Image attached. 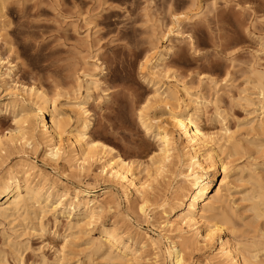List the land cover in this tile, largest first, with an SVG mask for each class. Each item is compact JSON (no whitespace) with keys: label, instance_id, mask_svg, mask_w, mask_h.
Masks as SVG:
<instances>
[{"label":"rangeland","instance_id":"rangeland-1","mask_svg":"<svg viewBox=\"0 0 264 264\" xmlns=\"http://www.w3.org/2000/svg\"><path fill=\"white\" fill-rule=\"evenodd\" d=\"M0 6V83L6 79L8 86L13 85L10 87L44 91L56 100L69 132L78 118L74 106L87 101L91 140L97 146H110L115 156L129 163L132 173L148 186L152 201L148 217H142L134 208L135 196L115 184L104 170V162L113 157L105 154V160L99 149L82 164L64 135L60 141L64 154L54 163L45 157L43 143H32L6 156L0 162V175L15 171L19 161L33 165L31 180L40 181L45 191L53 194L50 215L43 220L44 230L38 227L40 220L0 218V264H107L87 249V242L114 226L125 241L136 240L138 249L144 237L160 240L163 251L168 246L166 238L181 241L176 226L166 228L160 205L175 196L183 184L179 173L186 169L172 165L160 173L151 166L158 144L142 129L137 114L144 106V113L156 124L169 126L171 114L180 113L189 100L198 97L202 100L196 115L198 125L218 142L213 140L204 150L209 156L212 195L220 186L222 191L215 214L224 208L231 215L232 223L226 225L222 238L231 243L238 258L258 253L256 243L264 244V218L257 219L248 196L259 190L264 196V130L248 127L249 121L259 120L261 111L256 110V99L249 106L245 98H256L255 83H264V76L257 74L258 70L264 72V0H4ZM13 31L16 36L11 35ZM17 37L22 43H17ZM146 55L152 61L148 59V72L156 62L168 76L161 81V92L166 88L176 91L178 103L153 100V83L141 67ZM10 69L11 77H6ZM12 93L24 97L0 84V128L5 133L17 132L4 107ZM27 107L34 110L31 104ZM194 107H188L190 115ZM261 119L256 124L264 126ZM226 127L240 144L236 152L222 146ZM175 142L183 154L185 139L175 133ZM218 161L228 162L227 177H223ZM77 186L96 191L92 199L104 198L105 205L95 224L86 228L87 236L78 238L65 231L67 218L60 215L65 209H53L54 202L64 199L60 198L62 190ZM72 199L71 193L64 206ZM3 202L0 200V205ZM180 214L170 220L177 222ZM213 214L208 215L210 222L201 224L202 235L208 233V227L224 222L225 218L214 219ZM77 219L84 216L76 214L73 221ZM191 234L188 231L185 237L192 239ZM199 240L185 250L186 264H222L215 256L218 243L210 248ZM263 249L258 250L260 260H264ZM155 254L147 246L128 264H171Z\"/></svg>","mask_w":264,"mask_h":264},{"label":"bare ground","instance_id":"bare-ground-1","mask_svg":"<svg viewBox=\"0 0 264 264\" xmlns=\"http://www.w3.org/2000/svg\"><path fill=\"white\" fill-rule=\"evenodd\" d=\"M148 59L151 61L150 56L146 55L141 67L144 68L143 73L148 75L151 83H153V100L157 102L159 101L161 103H178L179 98L176 91L166 88L165 91L161 92L163 86L161 81L168 76L165 77V72L159 68L156 62L154 64L151 63L148 72V63H150ZM163 60L164 59L161 58L159 61L162 62ZM12 72V69L8 70L5 74L6 77H11ZM256 72L254 73L255 75ZM257 74H259V77L262 76V78L264 76V72L262 74L261 71L259 72V70ZM256 78L258 79V77ZM261 81L259 84L257 83V85L255 83L254 89L258 92L257 97L252 98L251 95V97H246L245 100L249 106L254 104L253 101L255 99L258 101L259 107L257 109L256 106V110L261 111H258L260 113L258 116L259 120L262 116L261 121L264 123V83H261ZM2 83L6 84L7 90L10 89L12 91L14 90L15 92H21L24 97L19 99L18 96L15 95L16 93H12L13 96L11 95V100L4 104L6 112H9L13 117L17 132L5 133L0 128V162L13 151L24 149L26 147L29 148L32 143L35 144L36 142H41L45 145V157L51 159L54 161V163H57L59 158L64 154L63 152L61 153L60 141L64 135H67L69 137L68 139H70V141H68L71 143V150H76L71 152L77 153L74 156L76 158L78 157V159L81 160V163L83 162L85 164L86 160L92 158L95 152L97 153L98 149L103 158L105 154H107L108 158L113 157V159H109V161L104 162V170L107 171L108 177L113 182H115V184L121 185L123 189H125L127 192H130V195L133 194L135 196V201L133 202V205L135 206L134 208L137 209L138 213L142 217H148V205L152 201L149 196V188L146 186V183H142L132 173L131 165L129 163H127L120 156H115L113 154L114 149H112L110 146L104 145L103 143H101L100 146H97L98 143L92 141L93 139L90 138L89 130L92 126V121L90 115L91 112L86 107L87 101L80 102L74 106L78 118L76 120L75 128L69 132L67 129L68 124L61 114L62 112L60 113L57 110L55 99L52 97L50 98L44 91L41 90H35L33 88L26 89L24 87L19 89V87L16 85L14 87H10L13 85L8 86L6 79H1L0 84ZM183 91L184 94L190 98L187 91ZM199 99L200 98L198 97L196 100L194 99L195 101L189 100V104L186 105V107L184 106V110H182L180 113L174 112L171 114V123L169 125L171 128L167 124L162 126L156 124L152 118L145 114L146 111H144V106V109L140 106L141 109L137 114L142 129L148 135H151L158 144L157 151L153 152V162L151 166H154L155 170L160 173L166 171V169L172 165L186 169L185 172L179 173V177H181L183 184L177 187L175 196L170 199H165L160 205L162 214L166 219V228L176 226L178 233L177 238L181 241L174 242L173 240H170V238H166L165 240L168 242V246L163 251L160 240L153 239L152 237H144L145 242H142L141 247L138 249L136 240L128 239L125 241V236L117 234L116 226H114L109 230L102 231L101 235L97 239L90 241L88 240L87 242L89 247L87 249H90L91 253L94 255L102 256L107 261V264H128L130 261H135L137 258H139L141 251L146 249L147 246L153 248V250L156 252L155 255L157 258H163L165 261L170 262L171 264H186L185 250L190 245H192V243H198L200 241L199 239H203L207 245H210V248L214 244L218 243V252L215 256L221 261L222 264H264V260H260L258 256V250L263 249L264 247L263 243H256V253L258 252L256 255L251 254L249 256L238 258V254H236V251L234 250L235 248L233 249V247L230 245L231 243L222 238L226 230L225 227H227L226 225L232 223L229 218L231 215L229 211V214L226 212V209L225 211L223 210V206V209L221 208L222 211L219 210L215 214L216 208L214 207L215 204L219 202L218 199L222 191L220 186L216 190L215 194L212 195L211 185L208 177L209 171L207 159H209V156L207 158L208 154H206L204 150L209 144L213 142L214 139L203 133L200 126L198 125L196 115L200 113L202 107V100ZM28 104L34 106L33 111L27 107ZM190 104L195 106L193 109L194 113L191 115L188 111ZM175 108L177 110L179 109V106H176ZM75 111L73 112L75 113ZM254 113L256 114V112ZM259 120L252 122L249 121V124L247 123L248 127L253 131L258 130L262 132V130H264L262 123L256 124ZM224 131L225 132L223 136L221 135L222 138H218L220 140L223 139L224 143L222 144L224 145H221L225 147V149L227 148L230 151H235L240 147V144L236 141V139L234 141V137H232L235 136L233 135L234 132L231 135L227 127ZM175 133L176 135L178 134L184 138L186 141L184 144L185 147H183L184 150L182 149L183 154H180L178 146L176 145ZM214 143L217 144L218 142L216 143L214 140ZM219 147L221 146L218 145V148ZM211 152H215V150ZM214 154L216 155V153ZM107 156L105 160L107 159ZM75 157V161L79 162V160H76ZM70 158L69 161L71 162L72 160H70ZM67 159L65 160L64 158L65 161H67ZM222 161H218V164L223 177H225L229 168V164H227L228 162H225V164ZM82 164L79 166L81 170L84 169ZM14 169L15 171L10 170L4 175H0V200H4V202L0 205V218H12L14 219L13 221L18 219L21 220V218H23L22 222H24L27 218L32 219L31 221L40 220L38 227H40V230H44L43 220H45L48 215H50L48 206L53 202V194L52 192H49L50 190L45 191L44 184L39 183L40 181L35 183L31 180L32 175L30 173L35 171V167L29 164L27 161H19ZM41 176L42 175L40 174L39 177ZM50 189L53 191L55 188L54 186H51ZM71 193L73 194V202L70 203L69 206L65 207L64 200L67 197L69 198V194ZM252 193H254V190ZM60 194V198L63 199L64 197V199L54 202L53 209L54 211L65 209L60 213V215H65L67 218L65 231L68 232L71 237L78 238V236H84L87 234L85 231L86 228L92 224H95L98 214L104 211V198L100 199L99 201L98 199H92L96 196V191L83 189L81 186H77L73 189L71 187H67L65 190H62ZM248 197H250L248 199L252 202L251 209L254 211V213L256 212L257 219L264 218V196L261 194V191H256V193ZM213 212L214 216H212L214 219L217 217L219 219L220 217L225 218V220L224 222L220 223V225L216 224L213 225L214 227L211 226L212 228L208 227V233L202 235L201 229L203 226H201V224L206 223L208 221V215ZM178 213H181L179 215V220L177 222L171 221L170 218L175 217ZM76 214L84 216V219H77L76 221H73ZM24 225L25 224L23 223V227ZM186 229L192 233V239L191 237H185L188 234ZM257 232L259 231L257 230ZM216 238L219 239V242H216ZM158 261H156V263Z\"/></svg>","mask_w":264,"mask_h":264},{"label":"snow or ice","instance_id":"snow-or-ice-1","mask_svg":"<svg viewBox=\"0 0 264 264\" xmlns=\"http://www.w3.org/2000/svg\"><path fill=\"white\" fill-rule=\"evenodd\" d=\"M3 2H4V0H0V3H3ZM67 2H68V3H71V0H67ZM77 2H79V0H77ZM112 2L116 3V2H120V0H112ZM11 35L16 36L17 34H16L15 31H13V32L11 33ZM17 43H22V42L19 40V37H17Z\"/></svg>","mask_w":264,"mask_h":264}]
</instances>
